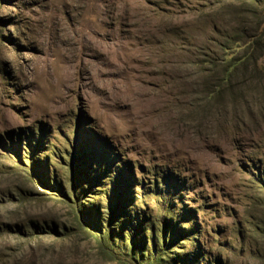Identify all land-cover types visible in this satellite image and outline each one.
I'll list each match as a JSON object with an SVG mask.
<instances>
[{
  "label": "rangeland",
  "instance_id": "1",
  "mask_svg": "<svg viewBox=\"0 0 264 264\" xmlns=\"http://www.w3.org/2000/svg\"><path fill=\"white\" fill-rule=\"evenodd\" d=\"M260 1L0 0V264H264Z\"/></svg>",
  "mask_w": 264,
  "mask_h": 264
},
{
  "label": "trees",
  "instance_id": "2",
  "mask_svg": "<svg viewBox=\"0 0 264 264\" xmlns=\"http://www.w3.org/2000/svg\"><path fill=\"white\" fill-rule=\"evenodd\" d=\"M252 2L257 4L261 1ZM260 18L261 23H264V13ZM263 58L264 26L261 30L256 29L246 40H237L233 46L221 43L214 55L196 61L206 78L215 79L213 86L206 91L205 99L217 100L225 109L229 106L224 100L225 95L229 93L234 102L235 91L243 85L248 89L255 86V90L261 91L264 96V64L261 62ZM259 106L262 108L263 103L260 102ZM109 238L111 239V236Z\"/></svg>",
  "mask_w": 264,
  "mask_h": 264
}]
</instances>
